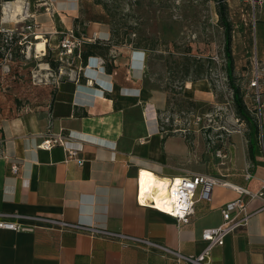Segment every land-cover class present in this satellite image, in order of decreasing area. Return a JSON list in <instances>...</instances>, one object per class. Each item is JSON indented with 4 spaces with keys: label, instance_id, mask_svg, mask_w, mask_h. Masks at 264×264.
Returning a JSON list of instances; mask_svg holds the SVG:
<instances>
[{
    "label": "crops",
    "instance_id": "obj_1",
    "mask_svg": "<svg viewBox=\"0 0 264 264\" xmlns=\"http://www.w3.org/2000/svg\"><path fill=\"white\" fill-rule=\"evenodd\" d=\"M13 1L1 5L2 24L26 17V29L33 35L77 25L85 36H111L109 21L95 8L82 14V0H20L19 7ZM263 8L256 10L254 22V53L262 63ZM44 45L36 43L37 48ZM146 59L145 50L111 44L106 56L96 51L69 78L60 80L41 110L0 105L1 213L35 214L120 232L182 255L204 249L201 230L219 225L220 208L239 194L214 185L210 200L196 201L193 215L182 223L147 202L137 204L138 170L160 180L198 172L256 191L264 180V129L258 138L252 137L253 160L240 124L225 129L223 145H200L185 134L187 128L168 133L160 120L167 92L146 87ZM249 78H244L246 84ZM182 95L196 103L214 100L206 79L188 81ZM49 121L53 131L69 136V146L80 148L82 164L65 161L59 145L49 150L38 147ZM242 199L247 222L211 249V264H264L263 201L247 195ZM36 225L30 231L0 229V264H185L153 245L131 240L124 245L85 232Z\"/></svg>",
    "mask_w": 264,
    "mask_h": 264
},
{
    "label": "rangeland",
    "instance_id": "obj_2",
    "mask_svg": "<svg viewBox=\"0 0 264 264\" xmlns=\"http://www.w3.org/2000/svg\"><path fill=\"white\" fill-rule=\"evenodd\" d=\"M7 2L10 1L0 0V19L1 5ZM226 3L232 24L235 84L242 92L246 91L244 78L251 75V58L255 54V12L264 7V0ZM90 8L109 21L113 43L147 53L145 85L167 92L168 103L160 112V120L168 133L187 128L185 134L193 136L200 145H223L228 134L225 129L240 124L244 135L250 132L234 113L215 0H82V14ZM92 12L96 16L97 12ZM27 24L26 17L7 24L0 22V105L5 109L13 105L39 111L49 104L54 86L69 78L78 63L57 54L56 39L40 34L34 37L26 29ZM41 37L45 45L38 49L35 44L42 41ZM100 39L105 40L106 34ZM256 59L264 69L262 60ZM198 79H206L212 87L211 103H196L183 97L185 83ZM244 98L249 103L248 97ZM262 122L264 125V106ZM193 128L197 129L194 133Z\"/></svg>",
    "mask_w": 264,
    "mask_h": 264
},
{
    "label": "built area",
    "instance_id": "obj_3",
    "mask_svg": "<svg viewBox=\"0 0 264 264\" xmlns=\"http://www.w3.org/2000/svg\"><path fill=\"white\" fill-rule=\"evenodd\" d=\"M34 37H36V35H34ZM49 37L56 39L55 49L57 54L65 59H71L73 62L78 63V68L81 67L83 60L82 54L85 47L90 43L95 42L97 39L95 33L92 36H85L82 34L77 25L62 30L53 29L51 34H49ZM251 65V75L246 84L245 97H249L248 104L254 110V115L259 121V126L261 128L264 106L262 98L264 69L259 66L255 54L251 58ZM68 141L69 136L64 135L60 130L53 131L51 128V122L49 121L38 147L49 150L53 146L59 145L64 151L65 161L74 160L79 164H82L83 159L78 157L80 148L69 146ZM216 154L221 156L219 151H216ZM11 169L15 173L17 171V166L13 164ZM140 172L141 170H138L136 192L137 204L142 205L147 202L153 208L182 223L188 222L193 215L196 201L210 200L211 190L216 184H221L234 189L239 196L232 201L226 202L220 208L222 222L219 225L205 227L201 230V239L205 242V247L196 255H182L178 251L169 250L163 246L156 245L145 238L128 236L120 232L70 223L61 219L44 218L35 214L0 212V229L30 231L37 226L36 224L45 223L47 226H56L61 230H73L80 233L85 232L91 237L118 240L124 245L125 243L123 242H125V240H131L138 244L149 246L153 245L158 247L162 253L170 254L175 261L183 262L185 264H211V249L214 246L222 245L227 235L234 232L236 228L245 226L247 222L248 213L246 211V202L242 199V196L247 195L251 199L259 198L263 201L264 206V180L261 181L258 190L250 191L245 187L234 185L214 176L198 172H188L186 175L178 177V179L168 178L166 193L158 195V203L160 206H157V203L153 198L145 196L147 193L146 189H144L141 194ZM246 177H250V174L247 173Z\"/></svg>",
    "mask_w": 264,
    "mask_h": 264
},
{
    "label": "trees",
    "instance_id": "obj_4",
    "mask_svg": "<svg viewBox=\"0 0 264 264\" xmlns=\"http://www.w3.org/2000/svg\"><path fill=\"white\" fill-rule=\"evenodd\" d=\"M5 1H11V0H5ZM215 9H216L218 23L222 28V32H223V54L225 58L224 70H225L228 86L232 92L234 113L239 120H241L246 124L248 130L250 131L246 134V138L248 140V154L250 159L253 160L254 155H253L252 137L255 136L258 138L260 136L261 130L264 129V125L263 122H261V128H260L259 121L254 115V110L248 104V102L245 101L244 98L245 91L242 90L241 92L239 86L235 84V76L233 72L234 62L231 53L232 24L228 15V7L226 0H215ZM111 44L116 45L115 43L112 42L111 36L109 39H105V40L97 38L95 42L90 43L85 47L82 54V58H83L82 62H85L88 59V57L94 55L96 51L105 53L106 56V54L109 53ZM51 64L54 65V63ZM263 82H264V76H263Z\"/></svg>",
    "mask_w": 264,
    "mask_h": 264
},
{
    "label": "bare ground",
    "instance_id": "obj_5",
    "mask_svg": "<svg viewBox=\"0 0 264 264\" xmlns=\"http://www.w3.org/2000/svg\"><path fill=\"white\" fill-rule=\"evenodd\" d=\"M20 4H21L20 0H14L12 3V5L15 7H19ZM5 11H6V7L4 9V13H5ZM43 45H44L43 41L37 43V46H43ZM38 53L42 54L41 51H39ZM140 182H141V194H142L143 190L146 189L147 193L145 196L153 198L156 201L157 206H160L158 203V199H159L158 195H163L166 193L167 180H164V179L160 180L158 178H155V176H152V174L150 172L144 171V172H140ZM142 201H144V200H142Z\"/></svg>",
    "mask_w": 264,
    "mask_h": 264
}]
</instances>
